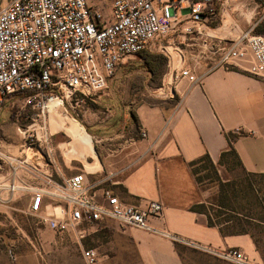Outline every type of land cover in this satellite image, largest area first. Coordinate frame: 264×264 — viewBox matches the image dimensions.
Wrapping results in <instances>:
<instances>
[{
	"label": "built area",
	"instance_id": "obj_1",
	"mask_svg": "<svg viewBox=\"0 0 264 264\" xmlns=\"http://www.w3.org/2000/svg\"><path fill=\"white\" fill-rule=\"evenodd\" d=\"M102 2L104 7L90 0H8L0 5V108L11 98H23L29 117L40 120L41 129H46L50 102L64 105L95 98L121 65L143 51L163 54L167 75L173 80L180 77L199 83L212 68L242 63L264 78V35L230 27V35L236 36L230 39L209 31L231 0ZM107 6L110 15L104 11ZM221 21L215 31L226 27ZM197 38L203 41L199 52L183 48L194 45L188 41ZM202 63H208L206 70ZM35 136L40 149L33 140L26 142L22 158L0 152L13 165L10 180L0 182L2 196L29 195V212L60 237L75 230L85 238L89 231L83 225L101 226L111 220L180 241L151 223L164 210L161 202L130 204L110 189H103L99 197L98 181L90 182L86 172L63 177L49 139L41 144ZM140 136L147 138L148 132L141 130ZM185 243L227 262L257 264L236 248L214 251ZM83 256L87 264H99L96 249H84Z\"/></svg>",
	"mask_w": 264,
	"mask_h": 264
},
{
	"label": "crops",
	"instance_id": "obj_2",
	"mask_svg": "<svg viewBox=\"0 0 264 264\" xmlns=\"http://www.w3.org/2000/svg\"><path fill=\"white\" fill-rule=\"evenodd\" d=\"M207 67L203 63L202 69ZM164 82L167 88L158 89L167 93L164 103L151 98L120 111V119L130 121L125 128L138 130L135 135L104 136L99 126L85 125L97 138L94 146L101 149L94 180L100 183L98 196L110 189L130 204L161 202L164 210L151 223L180 241L111 220L101 226L83 225L89 236L80 244L97 250L99 264H185L177 249V243L193 247L185 242L214 251L236 248L252 254L255 249L249 234L223 236L219 227L209 226L205 214L192 210L201 200L199 195L196 198L190 163L208 154L219 165L222 155L231 149V137L241 168L264 174V78L242 63L212 68L199 83L180 77L173 80L167 74ZM116 91L108 87L96 99L104 101ZM141 130L148 132L147 138L140 136ZM113 143L114 149L109 147ZM61 166L63 177L77 174L68 175ZM91 231L98 233L97 239L91 237ZM77 234L70 230L59 238L77 240Z\"/></svg>",
	"mask_w": 264,
	"mask_h": 264
},
{
	"label": "rangeland",
	"instance_id": "obj_3",
	"mask_svg": "<svg viewBox=\"0 0 264 264\" xmlns=\"http://www.w3.org/2000/svg\"><path fill=\"white\" fill-rule=\"evenodd\" d=\"M7 1L0 0V5ZM90 2L104 7L102 0H90ZM104 11L110 15L108 6ZM263 18L264 0H231L223 16H219L218 20L210 24L209 31L211 34L218 33L235 39L236 36L230 35V27L237 32L253 29L252 33L255 34L254 28ZM221 20L226 27L215 31V28L221 27ZM202 42L199 38L189 40L188 43L194 45L183 48L189 53H194L192 50L199 49L198 45ZM200 50L201 48L197 52ZM155 54L164 56L161 53ZM158 61L162 64L163 60L158 59ZM142 64V59L134 56L121 65L108 83V87L116 88L118 91L106 100L99 101L96 99L98 96L93 99H74L62 105L63 111L69 114L74 122L82 124L89 134L85 123L99 126L101 135L104 136L114 137L121 133L135 135L138 130L129 131L125 128L130 121L126 118L121 120L120 111L132 108L130 105L133 103L148 101L151 98H155L159 103L167 100V93L158 91L168 86L164 82L168 73L167 62L160 66L157 75H152ZM25 107L26 100L19 97L9 99L1 106L0 152L22 158V150L26 149V142L31 143L33 140L36 144L35 148L40 149V142L38 144L36 141L37 134L42 140L41 144H46L43 143L45 138L49 139L50 146L56 152L59 166L63 164L66 174L86 172L90 182L96 180L97 170L100 168L99 158H94L91 152L85 153L83 145L77 141L71 143L74 138L68 132L57 133L51 114L47 116L46 129H41V121L29 117L30 112ZM92 137L96 144L97 138ZM113 144L109 147L114 149L116 143ZM94 147L96 153L100 155L101 149L96 145ZM29 152L30 155L33 154L32 151ZM226 161L228 165L217 164L216 170H213L206 160L200 161L191 169V171L196 170V175L193 174L197 184L196 198L199 195L201 200V203L196 205L204 204L207 210L214 214L215 210L220 209L216 205L219 204L222 196L221 184L230 182L237 196L230 202L232 208H236V212L228 211L225 217H234L233 222H237L238 219L251 222L246 227L253 236L255 249L252 254L247 253V255L253 262L264 264V176L246 173L233 157L228 156ZM12 166L9 160L0 156V182L10 180ZM29 200V195L10 199L0 194V264H87L83 250L88 248L85 244L82 246L80 244L84 239L77 234V240L62 241L39 216L29 212ZM249 216L255 220L251 221ZM97 234L91 231V237L95 236V239ZM179 250L185 264H235L215 259L193 247L180 245Z\"/></svg>",
	"mask_w": 264,
	"mask_h": 264
},
{
	"label": "trees",
	"instance_id": "obj_4",
	"mask_svg": "<svg viewBox=\"0 0 264 264\" xmlns=\"http://www.w3.org/2000/svg\"><path fill=\"white\" fill-rule=\"evenodd\" d=\"M254 32L256 35H264V18L260 22H258V24L255 26ZM137 56H139V59H142V61H143L142 66L145 67L152 75L159 74L158 71H159L160 66L167 62V59L165 56L155 54V53H151L148 51L140 52ZM158 59L163 60L162 64H161V62L158 61ZM26 95H28V94H25L22 97H25ZM26 110L29 111L30 109L26 108ZM230 142H231L230 143L231 149L222 155V158L219 161V165H225V164L228 165L226 158L228 156H230V157H233L235 159V161H237L241 167V162L239 160V157H238L236 151L234 150V148L232 147V138L231 137H230ZM202 160L208 161L210 166L213 168V170H216L217 164L213 161V159L208 154H206V155L194 160L193 162H191L190 163L191 169L197 163H199ZM192 172L194 175H196V170L193 169ZM248 174H252V173H248ZM253 175L264 176V174H253ZM231 186H232V184L230 182H228L226 184H221L222 196H221V200L219 201V204L216 205L220 209L215 210L214 214H211L207 210V207L204 204L195 205L192 207V210L195 212H198V213L205 214L207 216L209 226L219 227L223 236L249 234L253 238V236L250 234L249 230L246 227L247 224L248 225L251 224V222L249 220L247 222V221L238 219L237 222H233L234 217H225V216H227L228 211L236 212V208L233 209L232 205L230 203L233 200V198L234 199L237 198L236 192L233 191ZM251 190H252V188H251ZM229 207H231V208H229ZM248 218L251 221L255 220V218L250 217V216ZM242 221L245 222L246 224H244ZM179 246H180V244L177 243V249L178 250H179ZM179 252H180V250H179Z\"/></svg>",
	"mask_w": 264,
	"mask_h": 264
},
{
	"label": "bare ground",
	"instance_id": "obj_5",
	"mask_svg": "<svg viewBox=\"0 0 264 264\" xmlns=\"http://www.w3.org/2000/svg\"><path fill=\"white\" fill-rule=\"evenodd\" d=\"M49 110L52 115L53 126L57 130L56 132L64 134L68 132L74 138L71 143L77 141V143L83 145L85 153L91 152L94 158H97L93 137L85 130L82 124L77 121L74 122V119H71L69 114L67 115L63 111L61 102L58 100L50 102Z\"/></svg>",
	"mask_w": 264,
	"mask_h": 264
}]
</instances>
